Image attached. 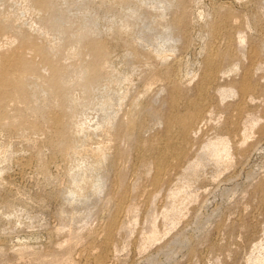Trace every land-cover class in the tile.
Masks as SVG:
<instances>
[{
  "label": "rangeland",
  "instance_id": "1",
  "mask_svg": "<svg viewBox=\"0 0 264 264\" xmlns=\"http://www.w3.org/2000/svg\"><path fill=\"white\" fill-rule=\"evenodd\" d=\"M0 264H264V0H0Z\"/></svg>",
  "mask_w": 264,
  "mask_h": 264
},
{
  "label": "bare ground",
  "instance_id": "2",
  "mask_svg": "<svg viewBox=\"0 0 264 264\" xmlns=\"http://www.w3.org/2000/svg\"><path fill=\"white\" fill-rule=\"evenodd\" d=\"M213 146L215 147V146H218V145L217 144H214Z\"/></svg>",
  "mask_w": 264,
  "mask_h": 264
}]
</instances>
